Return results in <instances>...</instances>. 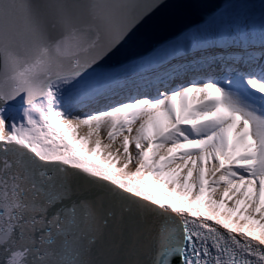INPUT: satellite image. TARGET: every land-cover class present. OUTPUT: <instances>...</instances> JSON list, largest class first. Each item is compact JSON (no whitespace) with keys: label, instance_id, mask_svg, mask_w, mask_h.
<instances>
[{"label":"snow or ice","instance_id":"6c2138e0","mask_svg":"<svg viewBox=\"0 0 264 264\" xmlns=\"http://www.w3.org/2000/svg\"><path fill=\"white\" fill-rule=\"evenodd\" d=\"M163 2L0 0V264H264V0L246 70L78 111Z\"/></svg>","mask_w":264,"mask_h":264},{"label":"bare ground","instance_id":"6f19581e","mask_svg":"<svg viewBox=\"0 0 264 264\" xmlns=\"http://www.w3.org/2000/svg\"><path fill=\"white\" fill-rule=\"evenodd\" d=\"M261 3L262 0H233L225 8L213 14L206 23L195 25L183 31L176 37L171 38L165 43L155 47L154 50L149 54L142 55L126 63L106 67L108 71L114 74L111 84L106 87L103 96L98 97L95 100L85 102V104L79 106L78 111L81 114L94 112L107 108L109 107L108 105L111 106L113 104L128 100L132 97L149 96L147 93L152 94L153 92H151V90H153L154 93L158 90H166L165 88H162V86L169 87L171 83V86L174 89L175 83V85H178L177 83L187 80L182 79L181 75L184 74V71H182L181 68L186 66L188 62L192 65L197 63L196 67H193L191 72H195L199 74L198 76H200V71L206 69L208 66L211 67L212 65L210 63L211 61L208 62V60L205 59L206 56H204V54L206 52L210 53V50H212L211 47L220 45L212 41H209L208 43L205 42L204 38H202L203 35L209 34L208 32H211L213 29H222L224 25L227 28L226 24L228 22L230 23L231 20L233 21L238 18L237 16L242 15V12L244 14V18L247 16L253 18L260 17ZM230 25V29H232L234 26H232V24ZM235 29L236 28H233L232 32H236L234 31ZM232 35L237 36L236 33ZM252 38H255V36H252ZM256 43L258 48H252L251 52L253 53H258L260 51L259 42ZM228 45L233 46V48L235 47L233 50L237 55H239L244 48L238 44H227L225 46ZM187 46H195L193 49L194 53L186 51L185 47ZM230 49L231 47L221 48V46H218L216 50L213 51L214 54L212 52L210 53V57H213L214 55H217L218 57L223 55L224 57L226 55L231 56L229 51ZM182 55L188 56V58L179 59ZM165 56L168 57L165 58ZM157 60L158 63L154 64V61ZM206 61L208 63H206ZM214 63L212 66H214ZM158 66H160L159 69L157 68ZM227 77L231 78V76ZM171 80H173L175 83H173ZM170 88L171 87H169V89ZM22 107L23 104H17L12 108L9 107L10 111L6 113V117L9 119V121L19 120L21 118L20 112Z\"/></svg>","mask_w":264,"mask_h":264},{"label":"water","instance_id":"95a60500","mask_svg":"<svg viewBox=\"0 0 264 264\" xmlns=\"http://www.w3.org/2000/svg\"><path fill=\"white\" fill-rule=\"evenodd\" d=\"M231 1L233 0H164L163 6L157 9L139 28L135 39L121 47L106 62V67L126 63L142 55L149 54L155 47L176 37L183 31L195 25L206 23L213 14L225 8ZM241 14L237 16V20L228 22L226 24L227 28L224 25L222 29H213L211 32H208L209 34L203 35L204 41H216L220 34L225 31L231 33V35L236 33L232 32L233 28H237L245 20H247L248 25L252 28V32L261 33L260 17L253 18L247 16L244 18L243 12ZM230 24L234 26L232 29H230ZM190 48L191 46L185 47L186 50ZM157 63L158 60L154 61V64ZM157 68L159 69L160 66ZM11 103L9 107L12 108L17 104H23V101L22 98H17L16 101ZM155 230L156 225L154 222L151 229L140 238L138 254L139 258L144 261V264H151L155 256Z\"/></svg>","mask_w":264,"mask_h":264}]
</instances>
